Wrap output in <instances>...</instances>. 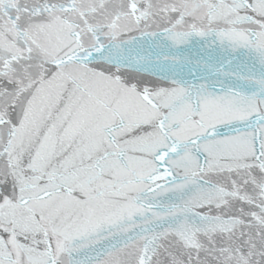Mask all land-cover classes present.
Listing matches in <instances>:
<instances>
[{
	"label": "snow or ice",
	"instance_id": "6c2138e0",
	"mask_svg": "<svg viewBox=\"0 0 264 264\" xmlns=\"http://www.w3.org/2000/svg\"><path fill=\"white\" fill-rule=\"evenodd\" d=\"M0 264H264V0H0Z\"/></svg>",
	"mask_w": 264,
	"mask_h": 264
}]
</instances>
